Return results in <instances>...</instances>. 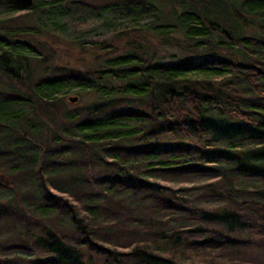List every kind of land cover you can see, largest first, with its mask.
<instances>
[{
  "label": "trees",
  "instance_id": "1",
  "mask_svg": "<svg viewBox=\"0 0 264 264\" xmlns=\"http://www.w3.org/2000/svg\"><path fill=\"white\" fill-rule=\"evenodd\" d=\"M0 264H264V0H0Z\"/></svg>",
  "mask_w": 264,
  "mask_h": 264
},
{
  "label": "rangeland",
  "instance_id": "2",
  "mask_svg": "<svg viewBox=\"0 0 264 264\" xmlns=\"http://www.w3.org/2000/svg\"><path fill=\"white\" fill-rule=\"evenodd\" d=\"M91 20L95 19L91 18ZM90 25V27L94 25L97 26L98 23H96V21H93L90 22ZM44 35L46 37L39 38L38 41L41 42L42 46L44 47V51L49 50L52 53L53 62L55 64L82 70L85 69V67L93 65L94 58L96 57L95 50L88 49L82 51L77 42L78 38L80 37L78 33H73L72 36H70V39H62L55 35L54 32L46 34L44 33ZM137 35L132 32L124 31L123 33L114 37L117 40L115 44L119 45V40L122 42V44H124L126 41H129V39ZM101 39L102 38H100L99 40ZM108 39L109 37H104V40ZM151 44H155L158 47V49L160 50L158 57L166 63L170 61V58L168 57L169 55L178 54L179 51V48L176 46V41L172 39L162 40L159 38H152ZM74 96L75 95H70V97Z\"/></svg>",
  "mask_w": 264,
  "mask_h": 264
},
{
  "label": "water",
  "instance_id": "3",
  "mask_svg": "<svg viewBox=\"0 0 264 264\" xmlns=\"http://www.w3.org/2000/svg\"><path fill=\"white\" fill-rule=\"evenodd\" d=\"M19 3L30 5L32 3V0H15ZM68 101L72 104L76 103L78 101V98L76 96L68 98Z\"/></svg>",
  "mask_w": 264,
  "mask_h": 264
}]
</instances>
